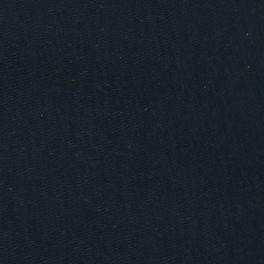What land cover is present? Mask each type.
Instances as JSON below:
<instances>
[{"label": "water", "instance_id": "water-1", "mask_svg": "<svg viewBox=\"0 0 264 264\" xmlns=\"http://www.w3.org/2000/svg\"><path fill=\"white\" fill-rule=\"evenodd\" d=\"M0 264H264V0H0Z\"/></svg>", "mask_w": 264, "mask_h": 264}]
</instances>
